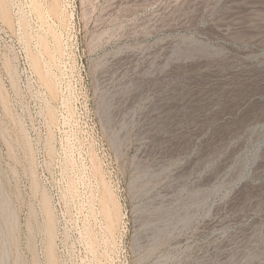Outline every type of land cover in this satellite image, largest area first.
I'll use <instances>...</instances> for the list:
<instances>
[{
	"label": "rangeland",
	"instance_id": "obj_1",
	"mask_svg": "<svg viewBox=\"0 0 264 264\" xmlns=\"http://www.w3.org/2000/svg\"><path fill=\"white\" fill-rule=\"evenodd\" d=\"M0 24V264H264V0Z\"/></svg>",
	"mask_w": 264,
	"mask_h": 264
},
{
	"label": "built area",
	"instance_id": "obj_2",
	"mask_svg": "<svg viewBox=\"0 0 264 264\" xmlns=\"http://www.w3.org/2000/svg\"><path fill=\"white\" fill-rule=\"evenodd\" d=\"M5 32L4 27H2V25L0 24V35H2Z\"/></svg>",
	"mask_w": 264,
	"mask_h": 264
}]
</instances>
